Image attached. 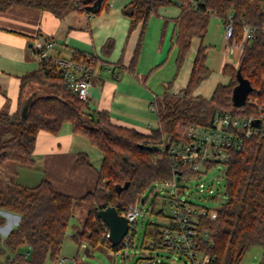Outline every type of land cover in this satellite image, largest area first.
<instances>
[{
    "label": "trees",
    "instance_id": "obj_1",
    "mask_svg": "<svg viewBox=\"0 0 264 264\" xmlns=\"http://www.w3.org/2000/svg\"><path fill=\"white\" fill-rule=\"evenodd\" d=\"M95 1L0 0V10L13 3H21L61 16L73 9L86 11V7ZM106 2L102 1L101 9ZM172 3L181 6L175 34L178 67L193 37H205L212 16L224 19L232 11L238 39L243 36L244 22L258 25L264 22V0H132L124 12L131 19L130 30L140 22L142 30L131 67L134 68L138 61L149 17L161 6ZM112 47L113 42L109 40L103 47L105 54L110 53ZM82 57L97 56L79 51L73 54V59ZM239 68L253 89L246 104L237 107L232 95L239 83ZM210 72L207 45L202 44L187 87L178 93L166 92L155 97L153 104L158 126L143 132L115 123L108 110H97L79 98L66 84L54 56L40 59L39 68L21 78L22 91L28 84L39 85L27 115H21V107L13 114L0 112V164L17 162L35 166L39 133L45 130L58 134L66 123H70L75 133L87 138L103 155L98 183L94 191L73 197L58 191L45 178L33 187L6 182L0 188V226L7 221L2 213L5 210L18 212L20 221L6 236L0 232V254H8L10 264H47V259L57 263L67 229L75 215V205L83 206L88 212L83 228L73 235L78 244L86 240L94 246L107 245L115 252L124 247L123 243L112 245L107 235L108 226L98 216L99 208L114 205L124 214L155 183L174 176V160L162 147L165 138L182 139L191 124L208 125L218 111L245 115L259 112L258 103H264V34L259 31L257 37L246 44L240 53L238 66L226 64L223 67L230 80L219 83L210 98L193 95L195 88ZM8 133L10 135L6 136ZM78 161L92 165L89 154L84 151L79 152ZM224 177L225 202L218 208L215 218L203 217L199 222L200 229L209 233L204 249L213 256L214 264H240L251 247L260 245L264 264V137L253 136L242 148L232 150ZM127 182L129 186L118 191L117 186ZM165 226L148 222L140 246L157 250L148 242L157 240ZM21 246H26L25 251H18Z\"/></svg>",
    "mask_w": 264,
    "mask_h": 264
},
{
    "label": "crops",
    "instance_id": "obj_2",
    "mask_svg": "<svg viewBox=\"0 0 264 264\" xmlns=\"http://www.w3.org/2000/svg\"><path fill=\"white\" fill-rule=\"evenodd\" d=\"M131 1L107 0L97 13L73 9L61 16L21 3H13L0 10V112H17L22 100L39 89L35 83H31L22 91L21 78L39 68L40 58L33 44L35 40H44L48 36L45 40L54 41L51 53L56 58L70 59L75 51H79L99 59L88 101L93 108L108 110L115 123L143 132L156 128L158 120L155 118L157 124L154 125L152 116L156 117V114L151 111L150 105L157 95L178 93L187 87L197 51L204 44V38L200 37L197 49L192 50L197 36L193 37L178 67L175 34L181 6L177 3L161 6L148 19L138 61L134 68L131 67L142 30L141 22L130 30L131 19L125 14L124 8ZM218 23L224 29L223 19L218 18ZM109 40L113 42V47L110 53L105 54L103 47ZM223 53L218 52L212 60L222 72L226 64L238 65L239 59L234 62L227 49ZM210 56V46L207 45L209 67ZM207 78L195 88L193 95L210 98L217 85L222 83H211L208 89ZM92 146L87 138L73 131L70 123H66L58 134L42 130L35 150L36 165L23 166L31 170L24 172L26 182L20 184L33 187L45 178L58 191L73 197H82L94 191L103 155L100 151L95 153L94 158ZM83 151L89 154L92 165L79 163L78 154ZM6 180L10 181L7 177ZM19 221L20 217L17 225ZM159 261L160 264L164 263L160 256Z\"/></svg>",
    "mask_w": 264,
    "mask_h": 264
},
{
    "label": "built area",
    "instance_id": "obj_3",
    "mask_svg": "<svg viewBox=\"0 0 264 264\" xmlns=\"http://www.w3.org/2000/svg\"><path fill=\"white\" fill-rule=\"evenodd\" d=\"M223 21L229 54L235 53L237 49L241 52L248 42L257 37L259 31L264 34V22L261 25L244 22L243 36L238 39L235 35L234 13L230 11ZM33 45L38 57L42 59L52 56L51 52L55 43L53 40L37 39ZM54 58L66 84L79 98L89 101L99 59L97 57ZM251 101L255 102V100ZM258 108V113L250 115L228 110L218 111L208 125L191 124L182 139H164L162 147L169 152L176 168L172 178L161 181L164 188L170 192L172 214L168 216V223L160 237L157 240H150L149 245L168 253H180L186 258L185 264H214L213 256L206 252L203 246L209 233L206 229H200L199 222L203 217L215 218L218 208L212 209L209 206L195 204L185 195H181L185 192V186L180 185V181L200 179L214 166H223V174H225L232 150L242 148L246 140L253 136L264 137V103H258ZM150 109L155 112L153 103ZM257 120L260 121L259 125H255ZM184 171L188 173L185 174ZM179 174L180 179H177ZM199 191L213 194L215 188L200 181ZM224 197H227L226 192ZM141 204L140 199L124 213L130 224L129 231L122 241L126 248L134 243ZM162 214L166 216L163 209ZM107 235H109V229ZM67 260L72 261L73 264L77 262L76 258L65 257L60 258L58 264H64ZM137 264H160L159 255L142 256Z\"/></svg>",
    "mask_w": 264,
    "mask_h": 264
},
{
    "label": "rangeland",
    "instance_id": "obj_4",
    "mask_svg": "<svg viewBox=\"0 0 264 264\" xmlns=\"http://www.w3.org/2000/svg\"><path fill=\"white\" fill-rule=\"evenodd\" d=\"M48 36H45V39ZM44 39V40H45ZM201 38H197L193 41L192 50L197 49ZM196 44V45H195ZM204 44L210 46V60L208 61L212 72L207 78L208 89L211 88L209 84L219 82L226 83L229 76L223 73L219 66L212 63L215 54L222 52L227 49V41L224 36L223 26L218 23V18L212 16L209 28L206 36L204 37ZM240 50L237 49L235 53L229 54L232 56L234 62H237L240 56ZM224 54V53H223ZM238 66V65H237ZM36 88L39 87L35 83ZM33 92H31L32 94ZM154 125L157 124L155 115L152 116ZM9 136L10 133L5 134ZM91 153L94 156L98 154L100 150L96 146H92ZM90 153V154H91ZM95 158V156H94ZM17 162H8L0 164V188L4 187L7 180L22 183L26 182L24 178V172L31 170L28 167ZM24 168V169H23ZM27 170V171H26ZM224 167L214 166L207 173H205L200 179H189L181 180L180 185L185 186V192L181 195H185L191 202L201 205L209 206L212 209H217L222 206L225 202L226 192V179L224 177ZM6 180V181H5ZM203 181L206 185H211L215 188V193L210 194L209 192L199 191V182ZM37 183V182H36ZM105 181H103L104 185ZM170 192L164 188L162 182H158L151 189L146 191L141 198V211L137 219V231L134 238V243L129 247H122L118 252H115L111 247L107 245L94 246L86 240L82 241V244H78L74 239L73 235L83 228L85 219L87 217V210L81 205H75V215L71 220V223L67 229L66 236L61 246L60 258H76V264H135L138 257L159 255L164 262H170L174 264H183L186 260L180 253H168L164 250L157 249H145L138 244L143 242L146 226L148 222H155L160 224L168 223V216L172 214V207L169 200ZM154 209V211H153ZM165 212L164 216L161 211ZM213 212V211H212ZM3 214L7 218L5 225L0 227V232L3 236H6L8 231L12 230L17 225V220L20 217L18 212L5 210ZM26 246H21L18 251H25ZM8 254H0V264H10L7 259ZM263 248L260 245H255L250 248L240 264H262ZM47 264H58L53 262L51 259H47ZM64 264H73L72 261L67 260ZM75 264V263H74Z\"/></svg>",
    "mask_w": 264,
    "mask_h": 264
},
{
    "label": "water",
    "instance_id": "obj_5",
    "mask_svg": "<svg viewBox=\"0 0 264 264\" xmlns=\"http://www.w3.org/2000/svg\"><path fill=\"white\" fill-rule=\"evenodd\" d=\"M103 0H96L92 5L86 7V10L92 13H97L102 6ZM238 80L239 83L234 87L232 100L235 106L240 107L246 104L248 100L249 93L252 91L253 86L249 79L243 76L240 68L238 69ZM36 93H32L28 98H26L21 106V115L25 117L27 115L29 106ZM260 121L257 120L255 125H259ZM177 179H180V174ZM129 186L127 182L125 185H118V191ZM98 216L103 220L109 229V239L114 246H118L122 243L124 237L127 235L130 224L125 214H121L119 210L114 205H108L106 207H101L98 210Z\"/></svg>",
    "mask_w": 264,
    "mask_h": 264
}]
</instances>
